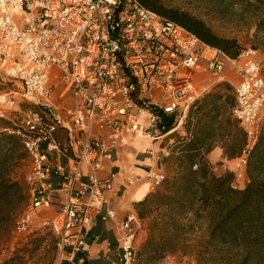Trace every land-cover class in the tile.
Wrapping results in <instances>:
<instances>
[{
  "label": "built area",
  "instance_id": "2783aa9c",
  "mask_svg": "<svg viewBox=\"0 0 264 264\" xmlns=\"http://www.w3.org/2000/svg\"><path fill=\"white\" fill-rule=\"evenodd\" d=\"M254 55L230 57L138 0H0V86L11 85L0 90V105H29L16 131L31 177L16 232L53 208L40 226L55 236L60 256L86 249L98 218H115L112 209L102 213L106 193H115L113 177L100 176L112 150L135 137L157 143V151L147 149L154 164L146 177L151 188L159 186L163 161L190 138L187 116L207 92L206 77L218 80L226 67L238 77L230 113L245 139L236 166L246 169L264 119ZM173 136L183 139L177 144ZM138 223L135 214L118 223L117 261L109 264L137 263Z\"/></svg>",
  "mask_w": 264,
  "mask_h": 264
},
{
  "label": "trees",
  "instance_id": "16d2710c",
  "mask_svg": "<svg viewBox=\"0 0 264 264\" xmlns=\"http://www.w3.org/2000/svg\"><path fill=\"white\" fill-rule=\"evenodd\" d=\"M138 1L230 57L242 51L235 40L216 36L199 19L163 7L160 0ZM260 1L264 6V0ZM260 9L256 30L264 34V7ZM218 87L189 112L185 128L192 137L173 152L162 185L135 204L138 218L148 220L144 249L150 262L180 252L197 264H264V119L247 160L248 183L236 189L233 173L216 176L206 158L214 141L224 136L222 150L227 159L238 157L245 143L243 131L236 129L229 115L234 101L231 87L227 83ZM231 126L238 134L234 139L225 133ZM18 128L0 131V232L20 217L28 204L24 184L14 177L27 158ZM198 231L203 236L196 237ZM22 260L21 255L12 253L0 264H20Z\"/></svg>",
  "mask_w": 264,
  "mask_h": 264
},
{
  "label": "rangeland",
  "instance_id": "374dc122",
  "mask_svg": "<svg viewBox=\"0 0 264 264\" xmlns=\"http://www.w3.org/2000/svg\"><path fill=\"white\" fill-rule=\"evenodd\" d=\"M160 3L163 7L173 8L199 19L218 37L235 40L242 51H255L254 57L260 63L261 76L264 79V34H261L256 30L257 21L262 13L260 7H264L260 0H160ZM57 90L58 93L61 89L58 88ZM221 91H224V89L221 88ZM230 91L232 94V90ZM31 99V97L27 98L26 102H30ZM57 102H60V100H57ZM66 104L67 101H65V105ZM28 108L29 105H26L24 102H19V107L15 110L19 116L14 118V122L6 118H0V128H8L12 130L19 127L23 113ZM59 109L62 116L66 118L64 108L60 107ZM6 122H9V125L6 124ZM237 127L238 125L236 122V129ZM225 133H229V137L232 136V139H234L233 136L237 135L238 137L235 127L232 126L228 127ZM59 135L60 140H63L64 135L61 132ZM145 140L149 141L148 139ZM175 151L174 148L173 152ZM172 155L168 156L162 163L164 179L169 175L168 161ZM227 171L234 175L232 182L234 188L243 189L246 186L248 183V177L245 168L237 167L234 164H228L224 168L213 169V173L216 176ZM14 177L18 178L25 186L28 203L26 207L27 210L29 206L28 189L31 182L30 161L28 157L16 168ZM162 183L153 188L149 186L150 188L148 187V192L160 187ZM53 213V208L42 212L38 218L32 221V227L30 226V230L28 231L21 233L16 232L15 221H17L19 217H16L13 222L1 230L0 261L9 257L12 253H18V255L23 257L20 264H54L56 260H60L58 257V247L55 236L47 227L40 226V222L44 217H51ZM144 221L148 228V220ZM201 235V231L196 233V237ZM138 240L139 237L136 238V246L138 249L136 264H189L184 258L192 259L195 264H197L192 257L184 256L180 252L168 255L174 256V259L171 261L165 256L159 260L150 262L148 259V251L144 249L145 242L142 245H139Z\"/></svg>",
  "mask_w": 264,
  "mask_h": 264
},
{
  "label": "crops",
  "instance_id": "0c3cea01",
  "mask_svg": "<svg viewBox=\"0 0 264 264\" xmlns=\"http://www.w3.org/2000/svg\"><path fill=\"white\" fill-rule=\"evenodd\" d=\"M237 81L238 77L234 71L230 67H226L221 74L220 79L213 80L211 77H206V82L209 83V87L207 92H205L201 98L212 91L218 90V86L221 83H227L232 90V86L235 85ZM10 89V83L0 86L1 92L9 91ZM194 109L195 105L191 108V110ZM15 110L17 109H9L3 105H0V118H6L14 122V118L19 116ZM229 115L233 120L230 111ZM218 119H221V116ZM0 130L5 129L0 128ZM91 131L94 133V127L91 129ZM95 132L109 141L108 131L106 129L97 128L95 129ZM185 132L190 134V138L192 137L190 131L185 129ZM59 134L60 132L58 133V137L60 139ZM190 138H188V140ZM172 139L176 140L178 144V141L182 140L183 138H180L179 136H173ZM188 140H182L179 144L187 142ZM225 140L226 136H224L222 140H215L214 147L206 155L207 160L210 162L214 170L218 168H224L228 164L236 165L237 158L227 159L223 155L222 142ZM156 146L157 143L151 144V142L145 140L143 137H135L133 139H127L125 144H119L112 150L111 158L104 161L103 170L100 172V176L106 177L112 175L113 177L112 184L115 193H106L107 204L103 207L102 213L104 212L105 208L112 209L115 212V218L113 220L107 221H102L100 218H98L96 225H94L88 232V236L86 238L88 247L73 253L67 252V254L62 256H60L58 253L60 260H56L54 264H109L112 261H117V225L129 214H135L139 220L136 232V236L139 237L138 244L142 245L147 240V236L149 234L148 228L145 225V221H142L138 218L135 204L140 201L149 191L150 184L146 177V173L148 169L154 164V161L153 157L147 152V149L152 148L154 151H157ZM50 157L52 158L53 162H55L54 156ZM59 162L64 163L65 161L62 158L59 160ZM145 184L147 185L146 191L143 193L142 197L136 198L135 195L137 194L138 189ZM108 243L110 244L107 245ZM184 259H186L189 264H195L192 259Z\"/></svg>",
  "mask_w": 264,
  "mask_h": 264
},
{
  "label": "bare ground",
  "instance_id": "6f19581e",
  "mask_svg": "<svg viewBox=\"0 0 264 264\" xmlns=\"http://www.w3.org/2000/svg\"><path fill=\"white\" fill-rule=\"evenodd\" d=\"M147 185H143L141 188L138 189L137 194L135 195L136 198L142 197L143 193L146 191Z\"/></svg>",
  "mask_w": 264,
  "mask_h": 264
}]
</instances>
